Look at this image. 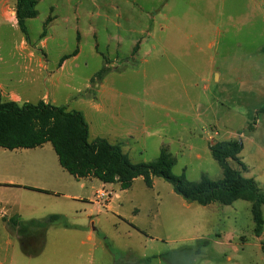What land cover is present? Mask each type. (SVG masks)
I'll return each instance as SVG.
<instances>
[{
    "label": "rangeland",
    "instance_id": "374dc122",
    "mask_svg": "<svg viewBox=\"0 0 264 264\" xmlns=\"http://www.w3.org/2000/svg\"><path fill=\"white\" fill-rule=\"evenodd\" d=\"M52 2L65 5L62 14L70 11L72 15L63 27L45 26ZM112 2L116 5L118 0H43L39 5L40 16L28 22L26 34L39 47L41 34L54 30L46 50L50 70L55 72L49 81L43 80L47 73L25 71L20 43L26 34L0 19V73L14 70L12 77L2 76V82L15 86L22 103L36 104L50 96L51 102L55 99L53 105L82 112L90 126V142L99 137L113 140L116 129L137 123L139 132L124 144L132 163L154 161L166 148L176 161L173 173L189 181L203 175L222 179L210 147L240 141L239 160L247 171L236 161L231 164L244 176L251 174L264 194V113L260 111L264 107V0H142L146 10L132 0L128 6L119 0L123 7L115 10ZM155 7L160 10L158 23L164 22L165 12L171 19L166 34L158 27L164 35L160 43L166 48L162 51L158 46L151 57L140 53L132 60V40L142 36L148 42L146 49L152 47L153 38L141 35V30L151 24L148 17L156 15ZM75 14L80 15L78 21ZM152 34L159 41L155 28ZM78 46L79 58L58 71L63 55ZM165 51L169 65L156 58ZM107 60L115 74L100 92L87 89ZM215 73H220V81ZM42 149H52L55 155L50 143ZM5 150L0 148V160ZM156 179L152 188L141 177L135 179L115 204L121 207L123 218L119 219L104 208V214L97 216L92 203L72 202L59 195L69 192L24 193L23 188L36 189L13 187L8 184L10 177L0 171V204L10 215H18L21 221L59 217L46 229L31 228L36 238L33 245L25 239L26 251L15 238L7 257L14 264H110V252L125 264H264V240L254 234L249 202L201 206L185 201L164 179ZM74 194L93 198L89 189ZM262 211L264 218V207ZM98 218L100 224L92 225ZM133 227L137 231L130 235ZM88 230L94 238L85 246L78 244L64 253L57 249L59 232L77 233L79 243L82 232ZM147 239L156 242L148 244ZM130 246L141 260L121 253ZM35 250H40L35 255L38 259L29 255ZM3 254L0 251V257Z\"/></svg>",
    "mask_w": 264,
    "mask_h": 264
},
{
    "label": "trees",
    "instance_id": "16d2710c",
    "mask_svg": "<svg viewBox=\"0 0 264 264\" xmlns=\"http://www.w3.org/2000/svg\"><path fill=\"white\" fill-rule=\"evenodd\" d=\"M15 2L17 24L26 34L27 20L37 16V2ZM262 51L264 52V47ZM108 70L103 68L97 73L96 79H101ZM260 111L264 113V107ZM46 143L52 145L60 166L77 179L92 176L106 184L119 183L123 190H127L137 178L141 177L148 188L153 187L154 178H162L185 201L201 206L213 203L229 206L238 200L247 201L251 204L254 234L256 237L262 235L264 194L253 179L245 177L231 164V161H236L243 171L247 170L239 160L243 150L240 141L217 142L210 147L214 159L222 169V179L211 180L203 175L198 181H189L184 175L177 176L173 173L176 161L166 148L161 149L156 160L134 164L119 144H111L100 137L90 142L89 127L82 112L69 111L44 100L36 104H19L4 100L0 93V148L10 151L35 149ZM58 218L53 215L46 221L22 222L15 215L9 223L19 227L26 251L25 239L29 229H46L49 223Z\"/></svg>",
    "mask_w": 264,
    "mask_h": 264
},
{
    "label": "crops",
    "instance_id": "0c3cea01",
    "mask_svg": "<svg viewBox=\"0 0 264 264\" xmlns=\"http://www.w3.org/2000/svg\"><path fill=\"white\" fill-rule=\"evenodd\" d=\"M121 1L128 6L129 0H121ZM132 1H134V6L137 5L142 10L147 9L144 5V2H142V0H132ZM36 2H37V6H36L37 16L33 19L27 20L26 25L28 24L30 20H34L40 16L38 7L43 2V0H36ZM15 3H16L15 0H0V19H3L6 22H10L13 25L18 26L16 14H15ZM113 3L114 2H112V4ZM111 6L115 7L116 8L115 10H119L121 9V7H123V5L119 4V0L116 5L113 4ZM167 6L168 4L165 5V7ZM48 8H49V12H48L49 14L45 22L46 27H51V29L52 28L54 29V27L60 28V27H63L64 24H66L68 21L72 19V15L70 16V11L69 13L65 11L66 14H62L63 10H65V5L61 6L58 2H52L48 5ZM155 10L157 11L156 15L148 17L149 20L151 21V24L146 23V28L141 30L142 31L141 35L146 34V36L149 37L150 39L151 37L153 38L152 47L150 48V45H149V50L146 49L148 42L142 36H139L138 38L132 40L130 42V47L132 49L130 55H131L132 60H135L136 55L140 53H144V55L151 57L152 53L156 54L154 51L158 46L162 48V51L166 48L160 43V40H162V38L164 37V35L162 34L164 33L166 34L167 31L169 30L168 21H170L171 19L169 15L166 14L165 12L162 15L164 22L158 23L157 17L159 15L160 10L158 11V7H155L152 11H155ZM78 16L80 15L75 14V17H77V21L79 19ZM118 17H121V13L118 14ZM118 26H121V23H118ZM151 27L155 28L156 35H158L159 33V41L154 38ZM158 27L160 28L159 30L162 34L158 31ZM53 31L51 30L50 34H47L46 31L41 34V36L39 37L40 39L39 47L31 42V39L30 37L27 36V34L24 38H22L23 40L20 43V46L22 49L20 51H22V54H23L22 57L24 58L25 61H27V64L25 65V71H29L30 73H37L40 75L41 74L43 75V73H47V78H44L43 80L48 79V81L53 80V76L55 74V72H52L50 70V67L48 64L49 63L48 55L46 54V50L48 49V44L54 38ZM26 33H27V27H26ZM78 33H79L78 44H80L81 36H80L79 31ZM154 41H155V44H154ZM212 45H213L212 43L209 44V46H212ZM80 54H81V47L78 46L77 50H74L71 53L69 52L68 54L63 55L59 63V66H58L59 68L57 70L58 71L64 70L67 64L69 63V60H77ZM163 54L156 56V58L160 59L158 62L163 64L165 61V64L169 65L170 61L165 59L167 52L165 51ZM144 61H147V60H144ZM126 63H129V61L126 60ZM103 68L109 69L108 72L101 79H96L97 73L100 72ZM13 74H14V70H11V69L5 73L4 72L0 73V93L4 100L15 101V102H18L19 104H23L20 94L15 90V86L11 84H5L2 82V76L9 75L10 77H12ZM114 74L115 72H112V66L109 60L105 61V64L103 65V67L99 69L94 74V76L91 77L89 83L86 84L87 89H90V90L97 89V92H100V89L103 88V85L107 83V80ZM214 75L217 81L221 80L220 73H215ZM94 79L95 81H93ZM21 83H23V81L18 80V84H21ZM25 101H26L25 103H29L27 102L28 100H25ZM44 101L49 102L51 104L55 103V99H53L52 102L50 101V96H48L47 100H44ZM84 118H85V115H84ZM85 120L88 124L89 131H90L89 123L86 118ZM130 124H131L130 126L122 127L123 129H116L112 133L113 138L111 139L113 140H110V138L104 137L111 144H119L124 153H126V149H124V144L125 143L128 144L129 141L132 140L140 130V126H138L137 123L131 122ZM46 145L47 143L44 144L42 147L35 148V149H16L12 151L4 149L5 151H2L3 153L1 154L2 158L0 160V171L4 172V175L6 177H10V180L8 182L9 185H12L13 187H16V186L32 187L33 189H36V190H30V189L23 188V192L24 193L32 192L33 194L38 195V196L39 194H43L44 193L43 191H46L51 195H58L57 193H59V190L73 193V195L69 193L68 194L64 193V194H59V195L69 198L72 202L85 201L87 203H92V206L95 207V209L98 211L97 216H99V214L101 215L104 214V211L102 209L104 208L105 210H107V212L108 211L112 212L115 217H119V219L123 218V216L120 213L121 207L116 206L115 204L121 200L123 194L126 193L128 189L123 190L119 183H113V184L103 183L92 176H88V177L80 178V179H77L71 176L60 166L58 157H56L55 152H54L55 155H53L51 151L52 149H42ZM5 152H8V153H5ZM245 177L253 179L255 183L258 184V182L251 176V174ZM157 180L158 179L154 178V181H153L154 187L157 185ZM116 185H118L119 187H116ZM88 189L92 191L93 198H82L81 196H79L80 194L79 195L74 194V193L85 192ZM100 190H105L111 193V198L106 208L104 206L99 205L96 201V194ZM92 210H94V208ZM12 217L13 216L10 215V212H8V209L5 206H3V204H0V240L2 241V243H0V251L1 253L4 252L3 257H0V264H14L15 263L13 258L7 257L8 250L14 247L13 243L15 242V238L17 239V241L21 243V247L24 250L23 243H22L23 236L20 235L19 227L13 226L11 225V223H9V220ZM90 217L91 219L94 218L92 214ZM4 218L6 220H4ZM19 220L21 221L20 218ZM32 221H37V220H32ZM22 222H28V221L22 220ZM91 224L99 225L100 219L98 218L96 220H93ZM136 231H137V228L133 227V230L131 231L132 234L130 235H133L134 232ZM82 233L85 234L84 238L80 240L78 243L77 241H75V239L77 238L76 236H78L77 233L69 234L68 231L59 232V238L61 239V243L58 244L57 249L59 248V250L64 253L71 249L77 248L78 244H80L81 246H85L87 243L93 240L94 237H93L92 230L84 231ZM13 235H15L14 241H13ZM35 235L36 233H34L33 230L31 229H29V231L27 232L26 239L31 245H33V241H35V238H36ZM258 238L260 240H264V228H263L262 235ZM155 242L156 241H154V239H147L148 244H155ZM43 247H44V244H42L40 250L43 249ZM40 250H35V252H33L32 254L30 253L29 255H32L31 256L32 259H38V257L36 258V256L38 255L39 253L38 251ZM120 251L121 253L124 252L126 255L130 256L132 259L141 260L140 256L136 253L137 251L135 250L134 247L130 246V247H127L125 250H120ZM109 254H110L109 255L110 264L128 263L124 261L121 262L119 258H115L110 252ZM143 259H146L145 255H143ZM58 262L59 261H57L56 264H58ZM31 263L30 261H28V263L26 264H31ZM37 264H42V262H38Z\"/></svg>",
    "mask_w": 264,
    "mask_h": 264
},
{
    "label": "built area",
    "instance_id": "2783aa9c",
    "mask_svg": "<svg viewBox=\"0 0 264 264\" xmlns=\"http://www.w3.org/2000/svg\"><path fill=\"white\" fill-rule=\"evenodd\" d=\"M111 198V193L105 190H100L96 194V201L99 205L104 206L105 208L107 207L109 201Z\"/></svg>",
    "mask_w": 264,
    "mask_h": 264
}]
</instances>
